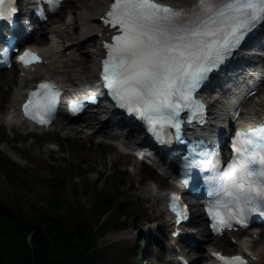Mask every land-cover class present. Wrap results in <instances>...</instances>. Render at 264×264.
I'll return each instance as SVG.
<instances>
[{
	"label": "snow or ice",
	"instance_id": "6c2138e0",
	"mask_svg": "<svg viewBox=\"0 0 264 264\" xmlns=\"http://www.w3.org/2000/svg\"><path fill=\"white\" fill-rule=\"evenodd\" d=\"M49 2L55 4L58 0ZM5 16L13 18L11 12L0 10V17ZM107 16L121 29L102 61V75L112 94L129 111L146 117L154 130H158L157 125H174L179 136V113L185 108L193 114L204 113L195 89L232 55L249 30L264 20V0H196L187 9L159 0H114ZM18 59L27 64L41 57L25 49ZM60 91L52 81H40L24 102L25 112L44 122L58 103ZM195 118L203 120L202 115ZM231 147L237 155L224 168L218 167L223 161L216 158L214 174L204 177L215 196L205 208L218 232L233 226V222L246 225L253 213H264V125L237 130ZM191 165L214 167L196 160L185 167ZM170 195L171 207L180 213L179 222L186 206L178 203L177 193ZM213 255L223 264H246L248 259L240 253L225 255L216 251ZM180 259L183 261V257Z\"/></svg>",
	"mask_w": 264,
	"mask_h": 264
},
{
	"label": "rangeland",
	"instance_id": "374dc122",
	"mask_svg": "<svg viewBox=\"0 0 264 264\" xmlns=\"http://www.w3.org/2000/svg\"><path fill=\"white\" fill-rule=\"evenodd\" d=\"M90 1L92 0H66L63 3L62 10L53 14L48 20L42 33L34 36L33 43L40 44V47L46 46L50 39L47 29L54 25L63 24L69 18L74 22L70 26V31H75L73 29L74 25L78 27L74 37L66 40L79 37L81 26L80 24L78 25L76 19L82 9L80 4ZM162 1L178 3L182 0ZM97 25H100V23H97ZM66 40L64 39L63 41ZM98 47H100V39L94 36L90 40L80 41L76 50L77 53L86 54ZM68 65L69 63L64 64V66ZM87 65L91 66L92 62L89 60ZM44 73L51 77L57 75V72L49 66L45 67ZM84 74L88 73L84 72ZM18 75L19 70H8L6 73L7 77L4 78V81H0V104L8 103V98L13 94L18 84ZM39 77L42 76L40 74L36 75L35 80ZM263 96L264 90L247 104L246 110H251L255 100ZM8 105L10 106V103ZM9 106L2 113L3 115L8 113ZM1 142H7L11 151L19 154L22 159V162L18 163L0 152V166L8 167V174L0 171V200L3 202L9 203L13 201L21 203L24 199L30 203L39 199L48 201L52 197V184L58 178L59 175L57 174L71 165H78L80 168L86 167V170H90V177L85 179L88 184L87 187L80 180L77 182V190H74L72 183L69 184L71 187H67L69 204H79L85 215L92 219L95 213L94 203L96 196L101 194L99 191L102 193L105 191V196L125 202L133 214L136 215L135 220L128 219V228L110 230L104 236L98 238L97 248L102 250V254L87 264H170L165 261V253L167 251L163 249L168 236V230H164L160 224L164 218L157 214L158 219H154L153 216L145 219V211L151 208H148V203L138 200L133 185L137 187L145 186L152 182V178H156L166 184L174 180L167 177H158L155 169L148 167L144 162H140L137 158L120 150L112 143L101 141L98 137L83 138L63 134L61 131L49 130L29 132L27 127L22 129L0 126ZM112 177L124 181L119 185V191L115 193L111 188L108 187L106 189L102 186L104 180L108 181ZM164 187L163 185L160 189L165 190ZM145 228L147 230L143 232ZM119 231L130 232L131 236L121 240L110 239V234ZM205 231L203 226V230L199 231V234L194 236V239L199 240L197 237H202V233L204 234ZM261 231L262 236H264V228L261 227ZM228 238L231 241L230 243H233L236 239L235 233L228 235ZM203 242L200 252L210 244L208 239L203 240ZM216 245L218 246L215 247L226 252L235 250H227L226 248H221L219 244ZM262 245H264V237L251 248L258 249ZM135 248L137 252L130 251L135 250ZM152 254L155 256L154 262L150 260V255ZM184 254L188 257H193L196 253L194 251H184ZM197 261L192 264H197Z\"/></svg>",
	"mask_w": 264,
	"mask_h": 264
},
{
	"label": "trees",
	"instance_id": "16d2710c",
	"mask_svg": "<svg viewBox=\"0 0 264 264\" xmlns=\"http://www.w3.org/2000/svg\"><path fill=\"white\" fill-rule=\"evenodd\" d=\"M0 171L8 174V167L0 166ZM89 171L78 165L62 170L52 184L48 201L0 200V264H87L101 256L102 250L96 248L98 238L126 227L128 219L133 221L136 215L125 202L105 196V191L96 196L92 219L79 204H69L67 187L72 183L77 190L78 180L87 187ZM121 182L112 177L102 186L115 193Z\"/></svg>",
	"mask_w": 264,
	"mask_h": 264
},
{
	"label": "bare ground",
	"instance_id": "6f19581e",
	"mask_svg": "<svg viewBox=\"0 0 264 264\" xmlns=\"http://www.w3.org/2000/svg\"><path fill=\"white\" fill-rule=\"evenodd\" d=\"M111 1L112 0H92L88 3L80 4L82 9L76 19L78 25L80 24L81 26L79 37L66 40L62 43L63 39L74 37L75 33H77V25H74L73 27V29H75L74 32L70 31V26L74 24L71 18L63 24L54 25L47 29V33L50 36V42H48L46 46L37 47V49L45 55L46 62L22 69L23 73L18 75V84L16 85V89L13 94H11L8 98V103L0 104V126L22 129L25 128V126L19 121V105L24 99L26 91L30 87L34 86L35 76L40 74L42 77H46L44 69L47 66L53 68L55 72H57V75L55 76L56 79L62 81L69 91L76 89L86 91L92 88H98V84L95 83V80L96 76H98L100 68L99 61L105 53L104 49L100 46L84 54L77 53L76 48L80 44V41L90 40L94 36L99 39L110 38V36H108L109 28L102 24L100 17L104 14ZM193 1L195 0H182L174 4H177L182 8H186ZM31 4L32 3L30 1L27 2V5ZM99 22H101V24L97 25ZM111 33H113V31ZM65 60L67 62H63ZM89 60L92 62L91 66L87 65ZM65 63H69V65L64 66ZM84 72L88 74H84ZM6 73L7 72L0 77V81H4V78L7 77ZM93 79L94 81L92 82ZM9 103L10 106L8 105ZM8 106L10 107L8 113L3 115L2 113H4ZM263 111L264 96L256 100L255 104L252 105V110L249 111L251 115L247 116L248 118L246 117V119H250L252 118V115H257ZM78 134L80 135V132H78ZM0 152L4 153L15 162H22L19 154L11 151L7 142L0 143ZM173 180L176 181L174 178ZM175 181L168 182V184H174ZM165 184L166 183L163 181L152 178V182H149L147 185L139 187L133 185V189L137 193L138 200L140 202L142 201L148 203V208H151L145 211V219L151 216H153L154 219H158L157 214H160L161 216H164V222H160V224L164 230H167L172 223L171 220L165 216L166 210L163 202L164 192H162L159 188ZM200 229H202L201 225ZM146 230L147 228H145L143 232ZM253 233H257V230H251V234H249L248 237L238 239L235 243H230V241L227 240V237H224L222 241L213 240L212 244H219L220 247L229 250L237 249L247 254L250 253L258 258V260L252 261L249 264H264V245L260 246L258 249H249V244L255 242L252 238ZM170 235L166 243V246H168L170 250V255L167 257V261L171 262V264H176V253H174V251L177 248L176 245L174 246L172 244L175 239L171 238ZM259 235L261 234H258V236ZM130 236V232L119 231L117 233L110 234V239L121 240ZM199 246H201V244H198V247ZM192 249L193 247L190 241H188V244H186L183 248L184 251H192ZM209 255V250L207 252L203 251L197 254L199 259L207 258Z\"/></svg>",
	"mask_w": 264,
	"mask_h": 264
}]
</instances>
